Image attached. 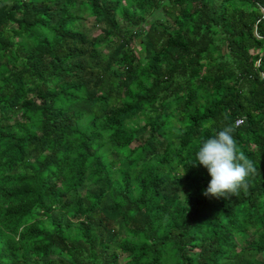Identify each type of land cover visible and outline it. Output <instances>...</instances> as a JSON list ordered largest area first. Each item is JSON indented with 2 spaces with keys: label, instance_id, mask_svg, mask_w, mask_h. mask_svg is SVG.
Masks as SVG:
<instances>
[{
  "label": "trees",
  "instance_id": "1",
  "mask_svg": "<svg viewBox=\"0 0 264 264\" xmlns=\"http://www.w3.org/2000/svg\"><path fill=\"white\" fill-rule=\"evenodd\" d=\"M261 10L0 0V264H264ZM229 125L258 171L205 197Z\"/></svg>",
  "mask_w": 264,
  "mask_h": 264
},
{
  "label": "clouds",
  "instance_id": "2",
  "mask_svg": "<svg viewBox=\"0 0 264 264\" xmlns=\"http://www.w3.org/2000/svg\"><path fill=\"white\" fill-rule=\"evenodd\" d=\"M231 125L202 142L192 166L199 164L207 169L211 179L203 191L205 197L228 198L249 188L248 180L257 174L255 162L239 149ZM185 174V169L181 176Z\"/></svg>",
  "mask_w": 264,
  "mask_h": 264
},
{
  "label": "rangeland",
  "instance_id": "3",
  "mask_svg": "<svg viewBox=\"0 0 264 264\" xmlns=\"http://www.w3.org/2000/svg\"><path fill=\"white\" fill-rule=\"evenodd\" d=\"M117 17L118 19H121L119 14H117ZM77 27L79 31H81L82 33L86 34L89 37H93L97 35V33L99 32L98 28L95 26L94 20L91 17H88L87 14H83L82 19L78 20ZM99 50L103 51L104 48Z\"/></svg>",
  "mask_w": 264,
  "mask_h": 264
},
{
  "label": "built area",
  "instance_id": "4",
  "mask_svg": "<svg viewBox=\"0 0 264 264\" xmlns=\"http://www.w3.org/2000/svg\"><path fill=\"white\" fill-rule=\"evenodd\" d=\"M261 12L263 13L264 11L263 10H261ZM239 123V122H238Z\"/></svg>",
  "mask_w": 264,
  "mask_h": 264
}]
</instances>
